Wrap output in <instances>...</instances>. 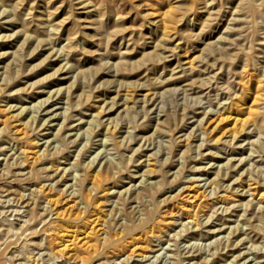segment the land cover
<instances>
[{"label":"rangeland","instance_id":"obj_1","mask_svg":"<svg viewBox=\"0 0 264 264\" xmlns=\"http://www.w3.org/2000/svg\"><path fill=\"white\" fill-rule=\"evenodd\" d=\"M0 263L264 264V0H0Z\"/></svg>","mask_w":264,"mask_h":264},{"label":"bare ground","instance_id":"obj_2","mask_svg":"<svg viewBox=\"0 0 264 264\" xmlns=\"http://www.w3.org/2000/svg\"><path fill=\"white\" fill-rule=\"evenodd\" d=\"M260 84V83H259ZM229 118V117H228ZM225 120V119H224ZM224 131V130H223ZM220 136V135H219ZM226 198V197H225ZM94 219V218H93ZM89 222V221H88ZM94 222V220L93 221H91L90 223L92 224ZM152 231V230H151ZM115 244V243H114ZM66 247H67V245H66ZM1 263H2V261H1ZM0 263V264H1Z\"/></svg>","mask_w":264,"mask_h":264}]
</instances>
